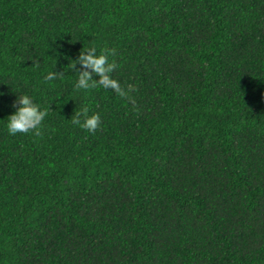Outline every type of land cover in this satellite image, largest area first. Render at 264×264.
Masks as SVG:
<instances>
[{
  "label": "trees",
  "instance_id": "obj_1",
  "mask_svg": "<svg viewBox=\"0 0 264 264\" xmlns=\"http://www.w3.org/2000/svg\"><path fill=\"white\" fill-rule=\"evenodd\" d=\"M92 46L137 110L75 89ZM0 264H264V0H0Z\"/></svg>",
  "mask_w": 264,
  "mask_h": 264
},
{
  "label": "clouds",
  "instance_id": "obj_2",
  "mask_svg": "<svg viewBox=\"0 0 264 264\" xmlns=\"http://www.w3.org/2000/svg\"><path fill=\"white\" fill-rule=\"evenodd\" d=\"M117 51L115 48H102L97 51L95 46L88 47L83 51L80 50L76 60L71 65V70L78 75V80L75 83L76 90H89L98 87L105 90H111L117 96L127 100L137 110V103L132 95L137 91L132 84L121 85V83L113 78V72L119 68L115 57ZM80 65L77 68L76 65ZM38 66V64H37ZM63 75V72H49L44 76L45 81H52L58 76ZM98 77L94 79L93 77ZM19 107H16V105ZM16 111L8 116L7 131L9 135L28 134L30 132L39 136V131L45 117L50 111L49 108L41 109L40 105L33 102L28 95H21L13 104ZM72 123L80 126L88 133L95 134L101 128V116L97 112H90L89 107L85 106L80 111L76 112L72 118Z\"/></svg>",
  "mask_w": 264,
  "mask_h": 264
}]
</instances>
